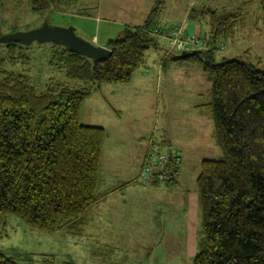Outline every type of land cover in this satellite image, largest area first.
Instances as JSON below:
<instances>
[{"label": "rangeland", "instance_id": "obj_1", "mask_svg": "<svg viewBox=\"0 0 264 264\" xmlns=\"http://www.w3.org/2000/svg\"><path fill=\"white\" fill-rule=\"evenodd\" d=\"M163 1L161 12L152 18L160 27H172L188 7L237 8L240 22L234 35L214 50V60L239 58L264 69L259 0ZM99 3L74 0L66 9L36 13L29 0H2L0 30L26 31L43 23L72 26L77 36L93 44L81 26L95 30ZM197 22L196 32L183 31L206 41L208 17ZM119 32L112 37L122 36ZM155 38L156 45L149 46L129 82L101 83L81 104V123L105 130L98 170L100 201L87 209L77 231L67 223L47 232L8 214L0 227V251L6 256L19 264H193L200 229L196 177L202 159L221 157L213 135L211 82L200 62L172 60L169 53L177 52L160 35ZM61 48L32 41L23 45L17 62L2 68L26 74L38 92L56 82L82 85L65 75ZM4 53L0 46V57ZM155 146L179 154L175 183L148 185L141 179L142 161Z\"/></svg>", "mask_w": 264, "mask_h": 264}, {"label": "trees", "instance_id": "obj_2", "mask_svg": "<svg viewBox=\"0 0 264 264\" xmlns=\"http://www.w3.org/2000/svg\"><path fill=\"white\" fill-rule=\"evenodd\" d=\"M72 2L29 0V6L47 13ZM259 3L264 15V0ZM160 4L157 0L143 24L109 38L105 46L111 55L96 66L61 46L65 75L82 85L56 82L38 92L26 74L2 68L21 58L23 44H0L5 52L0 57V227L8 214L47 232L67 223L77 231L84 224L87 209L101 199L97 186L105 130L81 123V104L101 83L130 81L149 46L156 45L155 36L165 34L167 26H156L152 19ZM205 17L207 48L179 59L200 62L211 82L213 135L221 150L220 158L201 160L196 177L200 229L192 261L264 264V69L239 58L214 60V50L240 22L237 8L202 5L187 11L191 21ZM174 55L169 53L177 60ZM166 152L168 174L158 179L162 169L154 165L148 185L176 182L180 156ZM146 161L147 155L141 168ZM0 264L19 263L0 251Z\"/></svg>", "mask_w": 264, "mask_h": 264}, {"label": "crops", "instance_id": "obj_3", "mask_svg": "<svg viewBox=\"0 0 264 264\" xmlns=\"http://www.w3.org/2000/svg\"><path fill=\"white\" fill-rule=\"evenodd\" d=\"M97 8L98 23L96 24V32H87L81 26L82 31L90 33L91 40L96 45L105 46L106 41L115 33L121 32L126 26H138L143 24L147 19L153 7L156 6L157 0H99ZM163 0L159 5L157 14L161 12V7L164 6ZM194 5V3H193ZM192 5V6H193ZM185 10L183 16L176 20L171 26L181 25L186 32H196L197 22L191 21L187 18V11ZM161 14V13H160ZM99 15V16H98ZM119 32V33H120ZM89 35V34H88ZM87 36V35H86ZM206 36V34H204ZM88 39V38H87ZM93 43V44H94ZM90 95V94H89ZM147 154V152H146ZM143 163V161H142ZM142 165V164H141Z\"/></svg>", "mask_w": 264, "mask_h": 264}, {"label": "water", "instance_id": "obj_4", "mask_svg": "<svg viewBox=\"0 0 264 264\" xmlns=\"http://www.w3.org/2000/svg\"><path fill=\"white\" fill-rule=\"evenodd\" d=\"M32 41L51 42L63 46L68 52L77 53L89 58L93 65L107 59L111 55V50L106 46L95 45L76 35L72 26L62 27L57 25H42L26 30L0 35V44L16 42L23 45ZM201 49L183 50L173 56L174 59H182L193 53H200Z\"/></svg>", "mask_w": 264, "mask_h": 264}, {"label": "built area", "instance_id": "obj_5", "mask_svg": "<svg viewBox=\"0 0 264 264\" xmlns=\"http://www.w3.org/2000/svg\"><path fill=\"white\" fill-rule=\"evenodd\" d=\"M183 27L181 25H177L169 30L167 27L165 29V34L162 35V38L168 42L173 49L179 53L183 50H191L193 48H202L207 46L206 41L203 40L201 36L197 33L192 35H187L183 31ZM147 161L143 164L141 168V179L144 183L149 184L152 181V170L154 165H159L162 169V172L158 173V179H164L165 172L163 170L165 168L164 163L168 159V152L161 149V147H150L147 151Z\"/></svg>", "mask_w": 264, "mask_h": 264}]
</instances>
